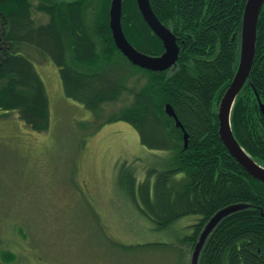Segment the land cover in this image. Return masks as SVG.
<instances>
[{"label": "trees", "instance_id": "1", "mask_svg": "<svg viewBox=\"0 0 264 264\" xmlns=\"http://www.w3.org/2000/svg\"><path fill=\"white\" fill-rule=\"evenodd\" d=\"M112 0H0V112L16 113L34 132L50 128V103L33 57L58 69L63 94L94 115L90 135L124 122L143 146L168 153L160 169L143 179L125 162L116 183L139 211L162 230L186 217L194 250L210 219L238 206L215 223L197 264H264V183L252 178L219 138L217 108L239 59L247 0H149L180 48L176 64L163 72L132 65L116 48L109 27ZM38 14L44 21L37 19ZM121 25L138 51L159 56L160 39L143 20L136 0H122ZM250 74L230 114L232 133L264 167V2ZM170 104L188 134L165 112ZM82 128H85L84 126ZM5 261L13 257L6 253Z\"/></svg>", "mask_w": 264, "mask_h": 264}, {"label": "rangeland", "instance_id": "2", "mask_svg": "<svg viewBox=\"0 0 264 264\" xmlns=\"http://www.w3.org/2000/svg\"><path fill=\"white\" fill-rule=\"evenodd\" d=\"M33 58L51 123L38 133L0 112V264H190L180 238L196 218L157 230L116 183L120 163L141 181L168 153L143 146L124 122L90 135L94 115L63 94L50 60Z\"/></svg>", "mask_w": 264, "mask_h": 264}, {"label": "water", "instance_id": "3", "mask_svg": "<svg viewBox=\"0 0 264 264\" xmlns=\"http://www.w3.org/2000/svg\"><path fill=\"white\" fill-rule=\"evenodd\" d=\"M136 2L143 20L162 42L164 48L163 53L159 56H150L138 51L129 43L121 25L122 0H112L109 9V27L112 32L114 44L132 65L153 72L166 71L172 68L178 60L180 48L177 43V38L155 15L149 0H136ZM263 2L264 0L246 1L240 30L237 69L229 87L220 99L217 108V117L219 121L218 133L221 142L236 162L241 165L252 178L262 183H264V167L255 162L235 139L230 125V114L235 99L248 79L253 65L256 50L257 22ZM260 111L264 116V104L260 105ZM165 112L175 121V125L183 130L184 149H186L188 146V134L184 130L173 107L170 104H166ZM237 208L238 206H229L228 208L218 211L210 219L208 226L201 232L195 244L190 264H197L199 251L215 223L225 214Z\"/></svg>", "mask_w": 264, "mask_h": 264}, {"label": "bare ground", "instance_id": "4", "mask_svg": "<svg viewBox=\"0 0 264 264\" xmlns=\"http://www.w3.org/2000/svg\"><path fill=\"white\" fill-rule=\"evenodd\" d=\"M185 247V246H184ZM202 248V247H201Z\"/></svg>", "mask_w": 264, "mask_h": 264}]
</instances>
